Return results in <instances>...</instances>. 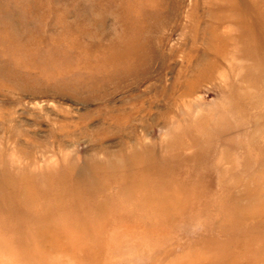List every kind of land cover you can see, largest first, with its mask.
I'll return each mask as SVG.
<instances>
[{
  "label": "rangeland",
  "instance_id": "374dc122",
  "mask_svg": "<svg viewBox=\"0 0 264 264\" xmlns=\"http://www.w3.org/2000/svg\"><path fill=\"white\" fill-rule=\"evenodd\" d=\"M262 114L263 0H0V264H264Z\"/></svg>",
  "mask_w": 264,
  "mask_h": 264
},
{
  "label": "bare ground",
  "instance_id": "6f19581e",
  "mask_svg": "<svg viewBox=\"0 0 264 264\" xmlns=\"http://www.w3.org/2000/svg\"><path fill=\"white\" fill-rule=\"evenodd\" d=\"M264 1V0H263ZM259 5V4H258ZM224 23H226L227 25H229L230 23V27H228V29L223 30V41L225 43V45H229L232 48V53H231V59H232V67L231 68H235L237 65H239V61L242 60V54H241V47L243 45L242 42V36L240 33V26H239V21L237 19H225ZM225 25V26H227ZM229 28H231L229 30ZM229 31H231V34H229ZM242 32V31H241ZM230 68V65H229ZM245 68V67H244ZM236 69V68H235ZM264 115V114H262ZM264 126V125H263ZM183 144V143H182ZM142 155L139 154V152H134L133 154L129 155L128 157H126L128 159V162H132L135 160H141V162H145L146 159H142L141 158ZM122 161V159L118 158V159H110V160H103L98 162L97 164L94 163V159L89 162V166L91 168H94L96 166H98L99 168H101L104 171L105 177L109 176L111 174H118V173H124V169H125V163L124 162H120ZM75 165V164H73ZM13 174H15L14 176H7L9 177L11 180L17 179L19 181L22 182L23 184V188H26L28 182L30 183L32 180H36L39 181V183L44 184L46 181V178L44 177L45 172L44 170H39L36 171L35 169H26V168H18V166H14V170H13ZM89 172H84L82 174H80V176L78 177L80 179V181H86L87 184L94 182L95 180V174L92 173L90 170H88ZM11 172V171H10ZM6 173H8V171H6ZM118 174V175H120ZM122 176V175H121Z\"/></svg>",
  "mask_w": 264,
  "mask_h": 264
}]
</instances>
